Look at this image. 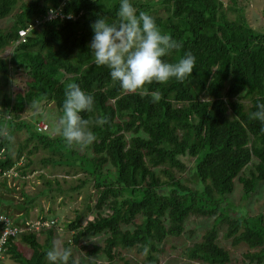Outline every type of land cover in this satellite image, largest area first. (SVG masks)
<instances>
[{"label": "trees", "instance_id": "trees-1", "mask_svg": "<svg viewBox=\"0 0 264 264\" xmlns=\"http://www.w3.org/2000/svg\"><path fill=\"white\" fill-rule=\"evenodd\" d=\"M102 1L32 0L18 7L19 0H0V185L15 192L18 177L37 170L60 168L64 174L61 181L42 172L46 190L35 196L20 187L23 200L15 205L23 216L14 220L25 226L40 196L65 201L69 192L81 195L91 185L84 210L73 220L55 218L52 208L39 214L35 221L50 224L20 237L31 255L10 240L0 264L7 256L18 264H47L46 251L66 227L71 237L63 246L72 248L76 264H83L80 253L87 264H134L122 252L134 248L140 254L147 248L146 262L161 264L170 238L193 235L188 229L192 218L211 224L200 240L179 249L185 264H264V212L250 215L231 197L237 182L244 201L264 182V125L249 119L256 104L264 103V31L249 23L246 7L237 0L229 8L223 0H133L162 32L182 43L164 59L175 62L190 51L196 66L182 83L154 82L143 94H125L106 67L94 64L88 47L94 35L91 22L102 14L114 20L119 6V0H107L105 10ZM50 8H61L65 17L47 20ZM37 21L26 40L17 43L19 30ZM9 46L13 54L2 56ZM69 82L94 96V111L81 113L85 119L110 120L93 126L97 139L86 150L68 149L57 134L38 130L40 113L23 118L27 109L36 110L34 102L39 108L55 103L61 115ZM154 92L162 95L158 103L152 102ZM22 130L27 135L16 145ZM39 151L44 154L36 168L33 156ZM186 157L194 158L190 166ZM79 175L78 184L64 187L67 177ZM11 202L0 194L1 214L9 215ZM221 229L233 245H247L239 257L222 245ZM95 237H102V243L91 241Z\"/></svg>", "mask_w": 264, "mask_h": 264}, {"label": "clouds", "instance_id": "clouds-1", "mask_svg": "<svg viewBox=\"0 0 264 264\" xmlns=\"http://www.w3.org/2000/svg\"><path fill=\"white\" fill-rule=\"evenodd\" d=\"M49 12L50 19H54L57 11L50 8ZM67 18L74 17L69 14ZM90 27L94 35L88 47L92 52L94 64L98 67H106L111 80L118 83L125 94H143L146 85L154 82L167 84L175 80L182 83L192 76L196 57L189 51L175 62L165 60V57L181 49L182 43L171 34L162 32L155 18L146 11L138 10L133 0H119L114 20L110 21L105 14H102L91 22ZM19 40L17 43L21 42ZM161 99L162 95L159 92L152 94L153 103H158ZM94 105L93 95L86 93L75 82L67 83L64 89L62 113L54 130L68 149L78 147L86 150L97 139L92 130L93 126L103 127L110 123L107 116L89 120L81 115L85 112L92 113ZM33 108L39 114L38 102H34ZM256 109L249 113V119L258 120L264 125V103L258 102ZM261 131L264 132V127ZM2 134L0 132V135ZM6 139L11 141L13 137L9 135ZM22 234L12 240H17ZM147 251L148 249L145 248V254ZM45 257L47 264H76L72 259V248L59 243L53 244L46 251Z\"/></svg>", "mask_w": 264, "mask_h": 264}, {"label": "rangeland", "instance_id": "rangeland-1", "mask_svg": "<svg viewBox=\"0 0 264 264\" xmlns=\"http://www.w3.org/2000/svg\"><path fill=\"white\" fill-rule=\"evenodd\" d=\"M32 0H19L18 7L25 2H29ZM224 6L226 8H229L230 6H235L236 3L234 0H223ZM238 4H242L246 7V16L249 20V23L256 28L259 31H264V0H237ZM102 6L105 10L109 8V3L107 0L102 1ZM230 15H234L233 12H229ZM13 17H9V21L12 20ZM2 52V51H1ZM13 54V47H7L3 53H1L2 56L9 57ZM38 118H40L39 123H44L48 126V130L52 133V135H56V132L54 130L55 124L60 116L59 110H57L55 103H50L46 105L45 107L39 108ZM24 119L32 120V118L36 115V110L33 109H27L26 112L23 114ZM27 132L25 130H22L18 133H16V137L14 138V143L16 145L24 140L26 137ZM44 154L43 151L37 152L33 158L36 159V168H39L40 163L38 162V159ZM188 166H190L194 160L193 157H186L184 159ZM44 172L46 177L53 178V177H59L62 178L64 174L62 171H60V168L56 169H43V170H37L35 172L29 173L26 177L21 178L18 177V181L15 182V185L17 183V188L15 192H8L5 186L3 187L0 185V194H4L7 197L10 198L12 201L8 206V213L9 215H12L13 218H18V216H23L21 212H18L16 210L17 206L15 205L16 200H23V197L18 193L20 187H25L24 189L28 192V194L35 196L40 193L41 190H46V183L45 180L39 177V175ZM17 173H15V176ZM82 178L81 175L77 177H67L68 183L64 185V187L68 188L72 184H78L79 179ZM63 181V178L62 180ZM14 182L10 183L11 187H14ZM91 185L87 187V190L83 189L82 194L79 195L75 192H69L68 198L65 199V201L61 200L60 198H57L55 201H52L50 199H46L44 196H40L39 200H37V203L35 204L34 209L30 212V218L29 220L37 219L36 217L43 213L48 214L50 211L49 209H53L56 212L57 216L60 219L65 220L67 223L73 220V218L76 216V212L83 211L85 208V201H86V194L89 192ZM93 191V188H91V192ZM242 185L241 183L237 182L236 189L233 194H231V197L233 201L236 204H243L247 207L249 210L250 215H256L260 212H264V182H261V184L258 186L256 192L251 196V198L247 201H244L241 199L242 195ZM95 191H93L94 194ZM92 194V193H91ZM79 195V196H78ZM95 195L92 196L91 203H94L93 200H95ZM64 202V203H62ZM43 208V210H41ZM211 224L210 219H204V218H192L188 225V229L194 231L193 235H191L189 232H186L182 237L179 238H170L166 242L167 251L164 253L161 264H185L186 259L183 257L179 251V249H183L186 246L190 245L191 242L200 240L202 238V235L204 231L207 229V227ZM39 231V230H38ZM36 231V232H38ZM223 232L224 229L220 230V236H221V243L222 245L226 246L233 255V257H239L242 253V251H245L247 248V245L245 243H241L237 246L233 245L231 243V240L223 238ZM71 237V233L66 228H61L56 233V242L63 245V242L65 239H69ZM46 238V234L42 233L39 234V239L41 242H43ZM18 244H21V249L25 253V255L30 256L32 251L30 249V246L26 244L21 238H18ZM93 242H100L102 243L103 238L101 237H95L94 239H91ZM92 242V243H93ZM173 246L175 248L173 249ZM124 255H126L128 258L133 259L134 264H148L146 262V255L140 254L137 252V249L134 248L132 250H123L122 251ZM78 260L82 261L83 264H87L88 258L85 257L84 254L80 253L77 255ZM116 261H120L119 259H116ZM102 262V261H101ZM5 264H18L14 260L10 259V257L7 256V261Z\"/></svg>", "mask_w": 264, "mask_h": 264}, {"label": "built area", "instance_id": "built-area-1", "mask_svg": "<svg viewBox=\"0 0 264 264\" xmlns=\"http://www.w3.org/2000/svg\"><path fill=\"white\" fill-rule=\"evenodd\" d=\"M56 11H57V15L55 18H57L59 16L61 18L65 17V15L61 11V8L59 10H56ZM73 17H74V19L76 18L75 16H73ZM46 18H47V20H52V19H50V12H48V15ZM39 23L40 22L37 21V23L29 24L28 27H26L24 29H20L19 30L20 40L19 41L24 42L26 40V36L29 33V31L36 28L39 25ZM38 130L47 131L48 126L44 123H39L38 124ZM0 223L2 225L1 233H0V263H1L2 259H4L6 256V251H7L6 245L9 243L10 240L17 238L22 233H25L27 231L40 230L41 227L48 226L50 224L48 221H44V222L26 221V225L24 226V225H20V224L16 223L15 220L13 218H11L9 215H5V214H1V213H0Z\"/></svg>", "mask_w": 264, "mask_h": 264}]
</instances>
